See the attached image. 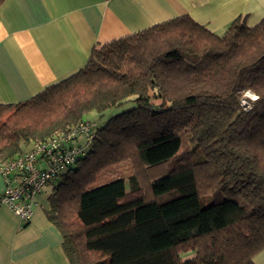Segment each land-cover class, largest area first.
<instances>
[{"label": "trees", "instance_id": "obj_1", "mask_svg": "<svg viewBox=\"0 0 264 264\" xmlns=\"http://www.w3.org/2000/svg\"><path fill=\"white\" fill-rule=\"evenodd\" d=\"M247 17L219 34L176 16L94 47L84 67L26 101L0 103V161L91 112L127 107L93 121L86 154L48 196L71 264H256L264 18L249 26ZM126 162L127 177L96 185Z\"/></svg>", "mask_w": 264, "mask_h": 264}, {"label": "crops", "instance_id": "obj_2", "mask_svg": "<svg viewBox=\"0 0 264 264\" xmlns=\"http://www.w3.org/2000/svg\"><path fill=\"white\" fill-rule=\"evenodd\" d=\"M180 15L221 34L239 15L259 23L264 0H4L0 103L26 101L84 67L94 47ZM4 187L0 174V195ZM49 194L36 196L27 223L0 203V264H71ZM254 261L264 264V249Z\"/></svg>", "mask_w": 264, "mask_h": 264}, {"label": "built area", "instance_id": "obj_3", "mask_svg": "<svg viewBox=\"0 0 264 264\" xmlns=\"http://www.w3.org/2000/svg\"><path fill=\"white\" fill-rule=\"evenodd\" d=\"M242 105L249 107L247 97L242 99ZM94 136L95 123L87 120L59 130L43 141L33 142L30 149L17 157L0 161V174L5 183L0 203L23 222L30 221L36 196L86 154L87 144Z\"/></svg>", "mask_w": 264, "mask_h": 264}, {"label": "rangeland", "instance_id": "obj_4", "mask_svg": "<svg viewBox=\"0 0 264 264\" xmlns=\"http://www.w3.org/2000/svg\"><path fill=\"white\" fill-rule=\"evenodd\" d=\"M246 95L250 96L253 98L252 94L247 93ZM127 107L124 106L122 108H119L117 110H113V111H108L106 112L105 116L103 119H100L98 117V114L96 112H91V114L89 115L88 119L90 121H95L97 125L102 124L104 121H106L111 115L116 114L118 112H121L122 110L126 109ZM132 169H131V165L129 163H121L119 165H115L113 167H110L109 169H107L106 171H104L100 177L98 178V181L96 183V185L98 184H103L109 181H112L116 178H120V177H127L130 173H131ZM52 185H47L44 187L42 194L47 195L51 192L52 189ZM211 200L209 199L208 202H210ZM193 254L188 253V254H184L183 257L184 259L190 258L192 257Z\"/></svg>", "mask_w": 264, "mask_h": 264}]
</instances>
